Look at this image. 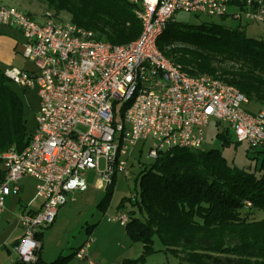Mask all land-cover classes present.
<instances>
[{"label": "built area", "instance_id": "built-area-1", "mask_svg": "<svg viewBox=\"0 0 264 264\" xmlns=\"http://www.w3.org/2000/svg\"><path fill=\"white\" fill-rule=\"evenodd\" d=\"M130 2L143 30L125 46L99 41L93 32L50 16L39 22L15 8L0 9V23L23 33V56L33 64L29 70L7 69L5 75L22 88H37L40 100L28 147L0 158V217L7 199L20 195L23 179L37 181L41 208L25 206L18 216L23 236L16 252L23 264L38 260L39 235L76 194L88 190L87 174L99 172L101 160L102 179L110 186L118 173L130 177L126 158L139 142H151L152 159L174 147L200 149L211 121L226 124L238 143L264 149V111L249 112V100L238 89L211 76L188 75L158 48L179 12L224 17L233 6L247 22L264 27V0ZM115 221L125 227L128 215ZM93 242L89 238L77 250V260L94 264Z\"/></svg>", "mask_w": 264, "mask_h": 264}, {"label": "trees", "instance_id": "trees-1", "mask_svg": "<svg viewBox=\"0 0 264 264\" xmlns=\"http://www.w3.org/2000/svg\"><path fill=\"white\" fill-rule=\"evenodd\" d=\"M44 1L99 41L125 46L142 34L130 0ZM158 48L188 75L220 79L243 93L249 104L264 107V37L250 38L239 28L215 22L190 26L171 21ZM5 71L0 69V158L10 150L24 151L34 133ZM224 133L218 137L229 142ZM135 182L140 191L127 199L132 210L123 213L128 215L127 234L143 251L138 259L119 264H144L156 252V236L179 264H264V162L258 172H250L229 166L219 150L174 147L141 166ZM113 183L104 201L112 196ZM76 253L46 262L40 248L34 264H68Z\"/></svg>", "mask_w": 264, "mask_h": 264}, {"label": "rangeland", "instance_id": "rangeland-1", "mask_svg": "<svg viewBox=\"0 0 264 264\" xmlns=\"http://www.w3.org/2000/svg\"><path fill=\"white\" fill-rule=\"evenodd\" d=\"M2 7H12L26 14H30L36 21L42 22L50 16L63 23H71L70 17L61 13L59 15L50 8L44 0H0ZM241 13L240 19L238 14ZM195 13L179 12L174 16V21L184 25L195 26L203 22H215L227 28H239L250 38H263L264 27L257 22H247L243 12L237 7L230 6L229 15L224 17H210ZM26 39L23 33L16 27L0 23V69L7 70L18 68L29 70L33 64L24 58V44ZM12 89L23 100L28 122V129L34 132L37 127V114L40 100L38 89H25L11 83ZM247 110L253 114L264 111L259 104H249ZM120 117H119V121ZM226 124L218 125L215 121L204 129V142L201 149L204 151L219 150L223 153L227 163L232 168L246 169L250 172H258L263 167L264 150L252 149L248 143H238L230 132L225 134ZM224 133L229 142H224L218 134ZM151 142L141 141L131 148L127 156L128 178L124 172L118 173L113 183V194L109 200L104 201L109 187L103 181L102 175L106 171L104 160L100 162L99 172L87 174L88 190L82 194H76L75 200L61 208L54 225L45 231L42 241V259L51 262L60 256H69L79 249L89 238L93 244L89 249V255L96 264H119L124 259H138L142 254V245L133 242L124 226L115 219L123 212L132 210L127 199L133 198L140 191L139 182L135 180L141 170V166H147L154 162L150 157ZM27 186L24 195L14 198L9 197L6 202L5 213L0 217V264H21L16 259V251L10 238L14 234L17 220L23 207L33 202V207H39L35 199L37 181L31 178L22 181ZM126 208L119 209L122 202ZM262 218L264 213H260ZM257 216V219L261 218ZM21 234L18 230L17 236ZM15 235V237H16ZM155 253L148 255L144 264H179V259L170 252L165 251L159 237L154 238ZM8 250L11 251L12 257ZM68 264H88L74 258Z\"/></svg>", "mask_w": 264, "mask_h": 264}, {"label": "crops", "instance_id": "crops-1", "mask_svg": "<svg viewBox=\"0 0 264 264\" xmlns=\"http://www.w3.org/2000/svg\"><path fill=\"white\" fill-rule=\"evenodd\" d=\"M22 181H24V179L22 180ZM22 181L20 182V185H21V192H20V195L19 196H17V197H20V196H22V195H24L25 193H26V191H27V186L24 184V183H22ZM35 192H36V188H35ZM10 197H14V196H10ZM17 197H14V198H17ZM8 200V199H7ZM7 202V201H6ZM33 202H34V200H33ZM33 202H30L29 204H26V206H29V208L31 209V210H34V211H36V210H39L40 208H41V202H39V207H37V208H34L33 207ZM5 210H6V207H5ZM5 213V212H4ZM3 213V214H4ZM61 213V209H60V211H59V213H58V216H59V214ZM57 216V217H58ZM2 217V216H1ZM16 227H15V231H14V234L12 235V237L10 238V241L13 243V245L16 243V242H19L20 240H21V238H22V236H23V231H22V229L19 227V225H18V220H17V223H16ZM50 229V228H49ZM18 230H21V234H19L18 236L16 235V234H18ZM15 235H16V237H15ZM43 238H44V235H43ZM43 238H42V241H43ZM42 241H41V245H42ZM78 250V249H77ZM8 252H9V254H10V257H12V253H11V251L10 250H8ZM41 253H42V246H41ZM41 255V254H40ZM89 257H90V255H89ZM41 258H42V255H41ZM16 259H17V261H19L18 260V255H17V253H16ZM90 259H91V257H90ZM92 260V259H91ZM93 261V260H92ZM94 262V261H93ZM88 263V262H87ZM89 264V263H88ZM94 264H96L95 262H94Z\"/></svg>", "mask_w": 264, "mask_h": 264}, {"label": "water", "instance_id": "water-1", "mask_svg": "<svg viewBox=\"0 0 264 264\" xmlns=\"http://www.w3.org/2000/svg\"><path fill=\"white\" fill-rule=\"evenodd\" d=\"M19 246H20V241H19V242H16V243L13 245V249H14L15 251H17L18 248H19Z\"/></svg>", "mask_w": 264, "mask_h": 264}]
</instances>
